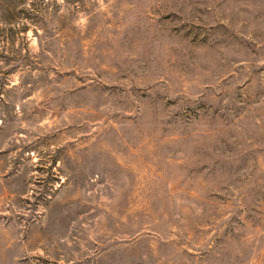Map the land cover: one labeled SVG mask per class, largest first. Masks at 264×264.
<instances>
[{"label": "rangeland", "instance_id": "1", "mask_svg": "<svg viewBox=\"0 0 264 264\" xmlns=\"http://www.w3.org/2000/svg\"><path fill=\"white\" fill-rule=\"evenodd\" d=\"M0 264H264V0H0Z\"/></svg>", "mask_w": 264, "mask_h": 264}]
</instances>
